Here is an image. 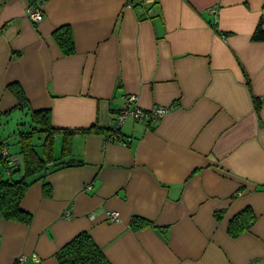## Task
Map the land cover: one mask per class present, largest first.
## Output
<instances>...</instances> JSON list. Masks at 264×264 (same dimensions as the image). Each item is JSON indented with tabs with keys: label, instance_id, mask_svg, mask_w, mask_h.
<instances>
[{
	"label": "crops",
	"instance_id": "obj_1",
	"mask_svg": "<svg viewBox=\"0 0 264 264\" xmlns=\"http://www.w3.org/2000/svg\"><path fill=\"white\" fill-rule=\"evenodd\" d=\"M31 1L0 0V125L30 117L19 86L31 111L75 133L65 155L58 133L51 172L22 201L31 222L0 217V264H59L81 233L109 264H264V41L252 39L264 0H36L37 23ZM64 27L72 55L54 38ZM132 95L168 111L109 141ZM245 210L250 228L232 236ZM134 217L149 225L133 230Z\"/></svg>",
	"mask_w": 264,
	"mask_h": 264
},
{
	"label": "trees",
	"instance_id": "obj_2",
	"mask_svg": "<svg viewBox=\"0 0 264 264\" xmlns=\"http://www.w3.org/2000/svg\"><path fill=\"white\" fill-rule=\"evenodd\" d=\"M42 1L46 2L47 0ZM40 5L41 3L39 4L36 0H32L30 6L38 7ZM54 38L67 55L75 53V41L69 27L58 29L54 33ZM252 39L254 41H264V32L258 29ZM12 91L19 101L18 108L23 112L30 113L31 123H29V128L19 129L18 131V144L21 147L20 155L24 165L23 177L21 179H13L15 174L20 171V160L19 164L13 168H7L4 161H0V166H4V172L7 176L0 180V217L8 221L29 224L32 220V214L22 208V201L28 189L35 183L45 180L51 172L50 167L55 162V139L58 133L62 131L52 126L48 110L36 112L30 110L24 91L19 86H13ZM23 125L25 124L23 123ZM113 132L114 129L111 130L108 136L118 134ZM62 133L65 135L63 143V155H65L69 151L70 138L75 132L64 130ZM35 134L39 135V137H44L42 155L37 150L38 146L33 144L32 140ZM4 146L3 143H0V149L4 148ZM9 154L13 155L10 152ZM251 223L252 217L248 210L239 213L230 224V234L232 236L241 234L250 228ZM148 225V222L138 217H134L131 222L133 230H139ZM56 257L59 264H109L102 249L88 233L79 234L66 244L57 253Z\"/></svg>",
	"mask_w": 264,
	"mask_h": 264
},
{
	"label": "built area",
	"instance_id": "obj_3",
	"mask_svg": "<svg viewBox=\"0 0 264 264\" xmlns=\"http://www.w3.org/2000/svg\"><path fill=\"white\" fill-rule=\"evenodd\" d=\"M143 3H149L152 0H141ZM128 7L133 6V0H129ZM28 17L34 21V22H41L44 19V13L41 9V7H32L30 6L28 9ZM138 98L135 95L128 96L124 99L122 106L119 108L116 119H115V127L113 133H118V131L121 129L123 124L128 119H134L136 121H146L147 123L155 122L161 117H163L167 113L166 108H154L150 111H145L139 108L137 105ZM117 134H113L108 136V140H115L117 138ZM4 161V164L7 168H13L17 164H19V159L15 155H10L7 148L0 149V161ZM3 166V165H2ZM15 169V168H14ZM9 174V173H8ZM88 190H91L92 187L88 186ZM109 220L111 222H118L119 221V214L116 212H111L109 214ZM27 257H21L19 258L20 262L26 261Z\"/></svg>",
	"mask_w": 264,
	"mask_h": 264
},
{
	"label": "rangeland",
	"instance_id": "obj_4",
	"mask_svg": "<svg viewBox=\"0 0 264 264\" xmlns=\"http://www.w3.org/2000/svg\"><path fill=\"white\" fill-rule=\"evenodd\" d=\"M3 121H5V122H3ZM3 121L0 125V140H5L8 144L7 145L8 151L13 155L18 156V158L20 160L21 168L23 170L24 165H23V161H22L21 155H20V148L21 147L17 143L19 141V137L14 136L13 132L17 128H20L22 130L29 128V126H30L29 123H31V119L26 114L17 113L14 116L4 118ZM23 123L25 125H23ZM32 141H33V144L35 146H38L37 150L42 155V144L44 141V137L43 136L39 137V135L35 134ZM2 170L3 171L5 170L4 166H2ZM17 178H20V177H13L14 180H16Z\"/></svg>",
	"mask_w": 264,
	"mask_h": 264
}]
</instances>
